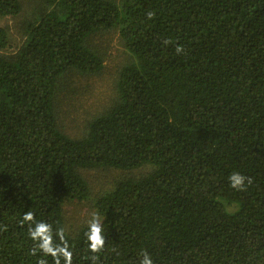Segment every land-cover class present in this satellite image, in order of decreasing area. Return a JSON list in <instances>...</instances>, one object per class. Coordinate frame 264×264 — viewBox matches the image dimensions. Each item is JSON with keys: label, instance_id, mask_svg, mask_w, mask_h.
<instances>
[{"label": "trees", "instance_id": "16d2710c", "mask_svg": "<svg viewBox=\"0 0 264 264\" xmlns=\"http://www.w3.org/2000/svg\"><path fill=\"white\" fill-rule=\"evenodd\" d=\"M20 16L22 42L0 53V264L43 256L28 211L92 264L88 223L67 231L64 208L102 168L129 174L94 202L97 264H264V0H0V19ZM109 30L129 53L116 99L70 136L59 84L102 71L89 41ZM10 42L0 26V52ZM233 173L252 183L233 189Z\"/></svg>", "mask_w": 264, "mask_h": 264}, {"label": "rangeland", "instance_id": "374dc122", "mask_svg": "<svg viewBox=\"0 0 264 264\" xmlns=\"http://www.w3.org/2000/svg\"><path fill=\"white\" fill-rule=\"evenodd\" d=\"M25 1V0H24ZM31 3V2H30ZM0 26L9 27L10 45L0 53L12 54L22 42V18H1ZM89 44L104 59V68L98 74H86L72 70L59 84L57 114L60 126L70 136H80L86 131L88 122L109 108L116 99V82L119 71L128 61L129 53L121 43L115 30L100 32L91 37ZM149 172V167L143 169ZM140 171L134 172L139 174ZM129 172L115 168H102L84 171L91 187V197L84 201L66 204L65 222L69 232L77 230L91 219L97 210L94 202L115 181Z\"/></svg>", "mask_w": 264, "mask_h": 264}, {"label": "clouds", "instance_id": "9594fccd", "mask_svg": "<svg viewBox=\"0 0 264 264\" xmlns=\"http://www.w3.org/2000/svg\"><path fill=\"white\" fill-rule=\"evenodd\" d=\"M148 18L151 19L154 13H148ZM182 51V46L177 47V52ZM250 185L252 183L251 177H246L240 173H233L229 177L230 186L235 190H244L245 181ZM88 230L85 233L88 251L92 253L89 257L92 264H97L99 259L98 254L104 250L105 236L103 235V223L98 214L93 213L90 220H88ZM28 225L29 238L34 242L31 249V254L36 255L37 252L43 254L39 259L38 264H48L44 257L50 256L53 264H73V252L66 238L65 232L62 228H58L53 232V227L44 221H37L35 214L31 211L23 215L20 225ZM142 259L139 264H153L152 258L147 252H143Z\"/></svg>", "mask_w": 264, "mask_h": 264}]
</instances>
